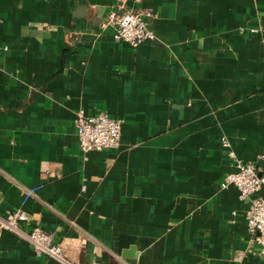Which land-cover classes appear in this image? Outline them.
Returning <instances> with one entry per match:
<instances>
[{
  "label": "crops",
  "instance_id": "0c3cea01",
  "mask_svg": "<svg viewBox=\"0 0 264 264\" xmlns=\"http://www.w3.org/2000/svg\"><path fill=\"white\" fill-rule=\"evenodd\" d=\"M112 1L0 0V217L76 264H264L221 188L223 140L264 176V0L131 2L153 14L137 48L101 27ZM81 111L122 120L119 148L82 152ZM0 264L58 263L5 230Z\"/></svg>",
  "mask_w": 264,
  "mask_h": 264
},
{
  "label": "built area",
  "instance_id": "2783aa9c",
  "mask_svg": "<svg viewBox=\"0 0 264 264\" xmlns=\"http://www.w3.org/2000/svg\"><path fill=\"white\" fill-rule=\"evenodd\" d=\"M132 3L142 0H114L101 27L111 29L115 41L137 48L146 41L155 39V33L149 24L153 14L147 10L138 9ZM254 32V30H253ZM80 149L85 154L92 151L115 150L121 144L122 120L115 119L107 113L93 116L78 112L75 120ZM228 158L232 161L234 170L228 173L221 188L235 186L239 191L241 201L247 202V225L252 236L251 244L257 247L256 254L264 260V197L258 192L264 186V176L260 175L256 166L238 160L227 140H223ZM39 188L26 190V199L34 196ZM24 211L9 213L0 217V234L10 231L26 240L38 257H47L58 264H76L66 255L60 243L52 234L39 226L29 223Z\"/></svg>",
  "mask_w": 264,
  "mask_h": 264
},
{
  "label": "water",
  "instance_id": "95a60500",
  "mask_svg": "<svg viewBox=\"0 0 264 264\" xmlns=\"http://www.w3.org/2000/svg\"><path fill=\"white\" fill-rule=\"evenodd\" d=\"M86 6H84L83 8L80 9V12H82V15L84 14V12L86 11Z\"/></svg>",
  "mask_w": 264,
  "mask_h": 264
}]
</instances>
